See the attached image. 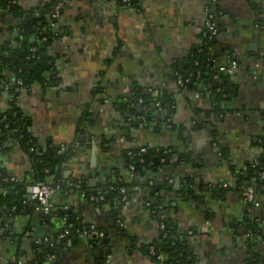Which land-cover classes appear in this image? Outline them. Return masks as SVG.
<instances>
[{
    "label": "crops",
    "instance_id": "1",
    "mask_svg": "<svg viewBox=\"0 0 264 264\" xmlns=\"http://www.w3.org/2000/svg\"><path fill=\"white\" fill-rule=\"evenodd\" d=\"M54 2L19 0L18 15L0 8V46L18 48L26 16L40 10L49 18ZM208 2L139 0L123 7L111 0H66L59 20L66 31L60 30V39L46 52L58 75L57 86L33 84L24 90L17 87L14 72L5 69L0 115L15 100L39 152L77 147L61 176L84 182L96 194L115 172L127 178L130 150H151L159 166L147 179L156 178L163 188L171 206L167 220L184 245L188 264H264V190L254 205L245 203L237 190L240 178L246 184L254 181L249 166L263 152L264 0H215L214 66L208 67L206 83L183 89L175 66H187L201 47ZM232 61L237 70L214 76ZM215 81L228 90L219 111L216 93L209 90L217 89ZM139 92L151 94V99L159 95L145 122L122 109ZM163 94L170 107L161 102ZM7 146L0 176L16 178L25 186L21 196L28 198L29 182L35 179L31 157L14 139ZM171 151L173 157L163 164L161 155ZM182 182L193 184L192 193ZM224 183L230 189L218 192L215 187ZM2 185L0 194L14 204L18 193ZM128 195L118 207L97 204L78 190L57 192L50 216L14 214L12 204L1 205L5 214L0 220L6 218V224L0 223V264L34 262L37 242L63 231L65 222L57 211L65 207L106 237L96 247L89 238L76 236L71 249L47 264H102L106 259L111 264H158L149 248L160 240L161 219L150 209V191L135 184Z\"/></svg>",
    "mask_w": 264,
    "mask_h": 264
},
{
    "label": "trees",
    "instance_id": "2",
    "mask_svg": "<svg viewBox=\"0 0 264 264\" xmlns=\"http://www.w3.org/2000/svg\"><path fill=\"white\" fill-rule=\"evenodd\" d=\"M58 1L62 0H55L52 5L54 8L55 4ZM118 4H122L123 0H116ZM139 0H132L133 4L138 3ZM10 0H0V8L6 9L7 6L10 4ZM215 0H209L208 8L211 11H216ZM63 11V10H62ZM53 12V10H52ZM12 14L18 15L19 9L18 5L14 6L12 9ZM62 15V14H61ZM60 20V19H59ZM54 23V19L52 18V13L49 18L43 14V11L36 10L28 14L25 18L24 24L21 26L20 29V38L18 40L19 46L15 50H11L9 46H0V77L4 78V70L13 71L15 75V79L22 78L25 81V84L31 87L33 84H37L42 87H52L57 86L58 84V75L53 66L50 65L49 58L46 55V52L50 45L53 42L58 41L60 38H55V31L54 27L51 24ZM59 30H63L64 28H60L59 22H57L56 26ZM65 30V29H64ZM63 30V31H64ZM66 31V30H65ZM64 31V32H65ZM204 32H207L206 29ZM44 38L47 40L43 42ZM208 47L213 48V42H208L207 39L203 38V43L198 50L194 51L193 57L190 59L189 63L186 65H176L175 72L177 73V78L179 82H184L183 89H196L201 84L207 82V72L209 67L208 60L210 59L209 54L210 51ZM32 48H37V52H31ZM8 53V55H7ZM196 62L198 65H196ZM51 74L50 83L46 82L47 75ZM222 79V78H221ZM198 81V82H197ZM206 81V82H205ZM226 80H223L225 82ZM197 82V83H196ZM228 82V80H227ZM209 85V84H208ZM212 94L217 93L218 90L209 89ZM216 98H214V107L216 111L220 110L221 107V97L222 93L215 94ZM167 95L163 94L161 98V102L164 104L167 102ZM144 99V106L147 109L152 108V103L155 101H159L157 99H151V97L147 95H142L139 92L137 95L134 96L133 102L126 105L122 109L125 112H129V114H138L137 106L135 104L139 101V99ZM132 104V105H131ZM12 106V105H11ZM131 107V109H130ZM13 113H16L14 115ZM144 114V112L142 113ZM149 115V114H148ZM7 116V122L1 123L0 122V157L8 150V142L11 139H18L21 144V148L25 150L31 157L33 163V173L35 179L32 183L37 181H44L51 185H61V190L59 192L65 194L69 191H85V194L91 195L96 194L92 192H88L86 190V186L84 182H69L65 181L61 176V168L67 163L74 155L71 152V149H67L66 151H54L41 153L38 150L36 143L34 142L32 136L28 133L27 123L25 119L21 116L19 109L16 105L13 104L12 108L5 114L0 115L1 119ZM7 123L9 124V129H6ZM134 123V122H133ZM132 123V124H133ZM147 123V122H146ZM131 124V123H130ZM139 124V123H138ZM11 131H16L15 134H10ZM21 136L23 139H20ZM32 142V143H31ZM31 146L36 148L35 153H29V149ZM264 147V142L262 148ZM148 154L147 156L143 153L136 158L134 155V150H130L132 155H127L126 157V169L128 171L127 178H124L119 173L116 172L110 178V183L106 188H104L101 193L104 194L106 203H111L114 205V199L120 200V188L124 187L126 190L131 189L135 184L140 186H145L149 189L150 194L152 196V204L150 205V209L156 215H158L159 220H164L166 224V232L168 233V238H163V234L160 237V240L154 244L153 246L156 247L162 254H164V260L161 264H188L186 261V253L184 245L182 244L181 240L176 237L175 230L173 229L172 225L170 224L169 220H167V215L171 210V206L169 201L166 200L167 197L165 193L162 194L163 188L158 183L157 179H147L149 174L155 171L154 166V153L147 149ZM61 154H60V153ZM128 152V153H130ZM225 155V152H223ZM173 151L167 152L161 155L162 159H166L163 164H167L169 158L173 157ZM261 163L260 165L255 168L258 172H264V153L258 159ZM142 161V162H141ZM135 167V177L130 179L128 175H130V167ZM256 170H251V173L254 174L255 182L251 183L250 185L254 186L260 192L264 190V181L259 179V175L256 174ZM7 177L5 173L1 174V178ZM240 181L237 184V187L241 186L244 181L239 179ZM69 183H73L71 187H69ZM4 188L12 189L13 193H18L16 195L18 198L15 200L14 204L11 199L3 197L0 194V206L6 204H12L10 207H16L18 212H21V202L26 198L21 196V190L25 189L24 185L20 184H3ZM164 187V186H163ZM98 195V194H96ZM115 206V205H114ZM10 210V209H9ZM57 216L63 220L64 217L67 218L68 224H74L75 226L83 225L82 220H77L78 216L75 215L70 209L64 210L60 209L57 211ZM64 227V228H65ZM76 233L74 230L71 231V238H76ZM91 244H95L96 247L101 245L102 241L100 239H96L95 237L89 238ZM37 248V258L34 262L27 263V264H47L49 262V256L55 253L60 254L65 248L63 245H59L56 248H47L46 245H42Z\"/></svg>",
    "mask_w": 264,
    "mask_h": 264
},
{
    "label": "built area",
    "instance_id": "3",
    "mask_svg": "<svg viewBox=\"0 0 264 264\" xmlns=\"http://www.w3.org/2000/svg\"><path fill=\"white\" fill-rule=\"evenodd\" d=\"M10 4L7 6L6 10L10 13H12V9L14 8V6H17L19 3V0H10ZM66 0H62V1H58L54 8H53V12H52V18L54 19V23L51 24L52 27H54V31H55V38H60L61 36V31L56 27L57 26V22H59V19L61 18V14H62V10L64 7V3ZM115 3H117L116 0H112ZM133 2L132 0H123L121 6L123 7H127V6H132ZM206 31L204 32V38L207 39L208 42H212L215 40L217 34H218V27L217 24L215 22V17L213 15V13L210 12L209 8H207V22H206ZM47 39L44 38L43 42H45ZM31 52L35 53L37 52V48H32ZM196 65H198V63L196 62ZM238 65L236 64V61H232L230 64H227L226 66H223L220 68L221 72H233L234 70H237ZM50 77L51 74L47 75L46 78V82H48V84L50 83ZM198 82V81H197ZM196 82V83H197ZM17 87L24 89V90H29L30 87L27 86L25 84V81L22 78L16 79L15 81ZM181 87L184 86V82H180ZM199 97V95H197ZM16 105L15 104V100H11V105L13 106ZM14 115H16V113H13ZM1 123L7 122V116H4L1 121ZM6 129H9V124L7 123V125L5 126ZM16 131H11L10 130V134H15ZM20 139H23V137L21 136ZM15 140V144L17 147L21 148V144L20 141L18 139H14ZM32 143V142H31ZM37 150L34 146H31L29 149V153H35ZM145 149H142L141 152H145ZM72 154L77 152V147H73L71 149ZM130 156L132 155V153L130 152L129 154ZM142 162V161H141ZM260 165V161L256 160L253 165L252 168L255 169ZM130 176L131 178L135 177V167L131 166L130 167ZM259 179L261 181H264V172H260L259 173ZM0 180L2 181V184H19L20 182L13 177H3L1 178L0 176ZM73 183H69V187L72 186ZM228 184H224L223 187H227ZM31 188V199L26 198L25 200H23L21 202V212H35L38 214H41L43 216H50L52 209H53V204H52V198L53 196L59 192L61 190V185H51L48 184L44 181H37L34 182L30 185ZM258 190L255 188V186L249 185L246 186L245 188H243L242 190V199L245 203L248 204H256L257 203V194H258ZM81 194L90 199L91 201L97 203V204H102L105 203L106 199L104 194L100 193L98 195H87L85 194V191L81 192ZM120 194H121V200L126 202L128 201V191L126 190V188L122 187L120 188ZM119 200L114 199V204L116 205L118 203ZM64 210H68V207L63 208ZM10 211H13L12 213H18L19 210H17L16 207H11ZM77 220H80V218H77ZM63 221L65 222V225L67 223V218L64 217ZM1 223V220H0ZM119 226L122 229H126V226L124 225V223L119 222ZM74 230V232L76 233L77 236H83V237H95L96 239H100L103 240L105 239L106 235L104 233V231L98 230L95 227L92 226H87L85 224L81 225V226H75L74 224H68L63 231L57 235L55 238H48L45 239L43 242H37V247H40L42 245H48L49 248H56L59 245H63V248H65V250L71 249L74 246V241L71 238V231ZM160 230L163 234V238H168V233L166 232V224L164 220H160ZM92 246H95V244H91ZM149 252L150 255L154 257V259L156 260V262L158 264H161V262L164 260V254H162L156 247L151 246L149 248ZM58 253L52 254L49 256V261H56L59 258ZM18 264H23V263H18ZM102 264H111L110 260L106 259L105 262H103Z\"/></svg>",
    "mask_w": 264,
    "mask_h": 264
},
{
    "label": "flooded vegetation",
    "instance_id": "4",
    "mask_svg": "<svg viewBox=\"0 0 264 264\" xmlns=\"http://www.w3.org/2000/svg\"><path fill=\"white\" fill-rule=\"evenodd\" d=\"M112 1V0H111ZM210 12L211 13H213V15H214V17H215V22H216V24H217V27H218V23H217V13L215 12L214 13V11H211L210 10ZM215 40H216V38H215ZM215 40L214 41H212L213 42V45H214V42H215ZM214 47V46H213ZM208 50L211 52L212 50H213V48L212 47H208ZM209 57H210V59L208 60V62L211 64L212 62H211V58H212V56H211V53L209 54ZM214 85H215V83H214ZM221 84H219V87H217V89L215 88V90H218L217 91V93L216 94H223V93H225L224 91L226 90V88L223 86V87H221L220 86ZM210 89H213V88H210ZM144 95H146V94H144ZM152 98V97H151ZM138 105V106H137ZM157 105V104H156ZM135 106H137V111H138V109L140 108V106H143V111H142V107H141V113L138 115V114H136V116H134L135 118H136V120H138V121H142V122H145V121H147L148 120V114L147 113H149V109H147L146 110V107L144 106V99H142V98H140L139 99V101L135 104ZM158 107V106H157ZM142 112H144V114H142ZM169 126L171 127V125L169 124ZM141 150L142 149H140V150H137V152H136V150H134V155H135V157L136 158H138L142 153L144 154V155H146L147 156V154H148V151H147V149H145L146 151L145 152H141ZM263 153H264V147H263ZM130 153H128V155H129ZM220 154V157H224V154H223V152H222V154H221V152L219 153ZM155 159V158H154ZM162 161L163 162H165L166 161V159H162ZM255 162V161H254ZM253 162V163H254ZM154 163H155V161H154ZM253 163L249 166V170L251 171V170H253V168H252V165H253ZM261 163V162H260ZM256 169H254V171H255ZM256 174H258L259 175V172H258V170H256ZM239 178H240V176H239ZM32 182H33V180L31 181V182H29V185H31L32 184ZM253 182H255V178H254V181ZM252 182V183H253ZM225 184V183H224ZM224 184H221V185H218V186H216L215 187V189H217L218 190V192H220V191H226V190H229L230 189V184L229 183H226V184H228L227 185V187H223V185ZM250 184H246L245 182L241 185V186H239V187H237V190L241 193V196H242V190H243V188H245L246 186H249ZM182 188H186L187 190H189V192H191L192 193V191H193V184H191L190 182H185L184 184H182ZM10 191H12V189H10ZM128 191V190H127ZM14 194H16V193H14ZM243 200V199H242Z\"/></svg>",
    "mask_w": 264,
    "mask_h": 264
},
{
    "label": "water",
    "instance_id": "5",
    "mask_svg": "<svg viewBox=\"0 0 264 264\" xmlns=\"http://www.w3.org/2000/svg\"><path fill=\"white\" fill-rule=\"evenodd\" d=\"M209 66H211V67H213L214 66V64L213 63H209ZM216 75H219L220 77H222L223 75H224V73L223 72H221V71H215L214 72V76H216ZM207 76H209V74H207ZM213 77V76H212ZM215 83V87H219V82L218 81H215L214 82ZM0 89L2 90V91H4V87L3 86H1L0 87ZM225 93H227L228 92V90L226 89L225 91H224ZM147 96L149 97V96H151V94H147ZM156 97L158 98L159 97V95H156ZM168 102V101H167ZM170 102H168L167 103V107H170V104H169ZM141 107H142V109H143V106H140V109H141ZM156 108H157V105L155 104V105H153V109L154 110H156ZM136 152H137V150H136ZM154 161H155V163H154V165L156 166V167H158L159 166V160L157 159V158H155L154 159ZM158 170H156V172H157ZM0 184L2 185V181L0 180ZM182 184H184V182H182ZM3 186V185H2ZM255 186V185H254ZM4 187V186H3ZM179 191H181V189H179ZM129 193H130V191H129ZM28 194H29V196L31 195V188H29V190H28ZM181 195V194H180ZM29 199H31V196L29 197ZM123 202L124 201H122L121 200V198H120V200L118 201V203L116 204L118 207H120V206H122L123 205ZM11 204H9L8 206H10ZM0 214L1 215H3V214H5V213H3V211H1L0 212ZM6 218H4V219H2L1 220V225L2 226H4V224H6ZM47 248H48V245L46 246ZM188 263V262H187Z\"/></svg>",
    "mask_w": 264,
    "mask_h": 264
}]
</instances>
